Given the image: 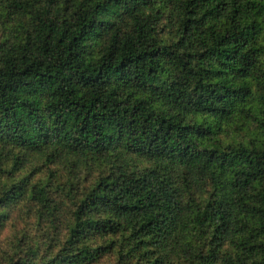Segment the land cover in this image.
Listing matches in <instances>:
<instances>
[{
  "label": "trees",
  "instance_id": "trees-1",
  "mask_svg": "<svg viewBox=\"0 0 264 264\" xmlns=\"http://www.w3.org/2000/svg\"><path fill=\"white\" fill-rule=\"evenodd\" d=\"M0 264H264V0H0Z\"/></svg>",
  "mask_w": 264,
  "mask_h": 264
}]
</instances>
